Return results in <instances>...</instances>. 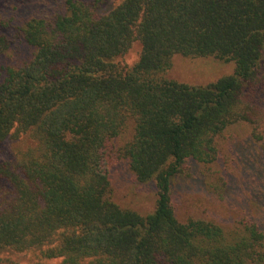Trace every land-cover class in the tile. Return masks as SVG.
<instances>
[{
	"label": "trees",
	"instance_id": "obj_1",
	"mask_svg": "<svg viewBox=\"0 0 264 264\" xmlns=\"http://www.w3.org/2000/svg\"><path fill=\"white\" fill-rule=\"evenodd\" d=\"M14 28L0 34V56L13 40L30 52L0 64V142L14 130L33 145L0 160V182L11 187L0 251H34L32 264H264L253 218L229 229L180 220L172 197L190 162L218 159L216 139L229 125L260 132L264 0H60ZM133 42L138 58L121 66ZM176 55L234 70L206 85L178 82L167 78ZM127 125L131 135L116 144ZM119 161L153 184L151 212L112 200Z\"/></svg>",
	"mask_w": 264,
	"mask_h": 264
},
{
	"label": "rangeland",
	"instance_id": "obj_2",
	"mask_svg": "<svg viewBox=\"0 0 264 264\" xmlns=\"http://www.w3.org/2000/svg\"><path fill=\"white\" fill-rule=\"evenodd\" d=\"M60 0H1L0 34L12 36L19 19L30 15H43L53 11ZM111 1L105 5L109 8ZM139 45L133 42L126 53L117 58L121 66H130L138 58ZM26 44L13 40L0 56V64L20 63L28 56ZM234 70L232 62L213 58L189 59L179 55L172 58L167 78L190 85H206ZM257 120L260 132L253 135L254 125L237 122L229 125L220 134L219 157L207 165L189 163L172 181V197L178 219L187 217L216 221L229 229L235 221L245 217L253 218L264 231V94L259 100ZM258 128L255 132H257ZM131 135L127 127L118 137L121 144ZM27 133L13 131L0 142V160H8L15 152H21L33 145ZM111 198L121 208L145 215L152 211L155 203V189L150 182H137L126 164L119 161L109 172ZM11 187L0 182V206L11 197ZM39 257L34 251H0V264H32ZM46 261V260H45ZM44 261V262H45ZM59 260H49L57 263Z\"/></svg>",
	"mask_w": 264,
	"mask_h": 264
}]
</instances>
